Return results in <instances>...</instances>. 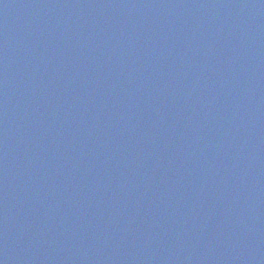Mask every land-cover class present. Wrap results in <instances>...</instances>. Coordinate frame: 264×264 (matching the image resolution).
Masks as SVG:
<instances>
[{
	"label": "water",
	"instance_id": "1",
	"mask_svg": "<svg viewBox=\"0 0 264 264\" xmlns=\"http://www.w3.org/2000/svg\"><path fill=\"white\" fill-rule=\"evenodd\" d=\"M0 264H264V0H0Z\"/></svg>",
	"mask_w": 264,
	"mask_h": 264
}]
</instances>
